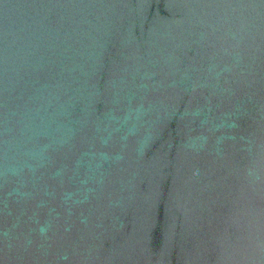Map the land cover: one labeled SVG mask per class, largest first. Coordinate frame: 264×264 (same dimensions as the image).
<instances>
[{"label": "water", "instance_id": "obj_1", "mask_svg": "<svg viewBox=\"0 0 264 264\" xmlns=\"http://www.w3.org/2000/svg\"><path fill=\"white\" fill-rule=\"evenodd\" d=\"M0 264H264V0H0Z\"/></svg>", "mask_w": 264, "mask_h": 264}]
</instances>
